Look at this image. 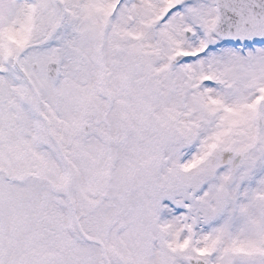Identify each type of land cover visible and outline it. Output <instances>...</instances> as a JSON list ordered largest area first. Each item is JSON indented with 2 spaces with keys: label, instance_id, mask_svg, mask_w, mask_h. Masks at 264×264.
Wrapping results in <instances>:
<instances>
[{
  "label": "snow or ice",
  "instance_id": "obj_1",
  "mask_svg": "<svg viewBox=\"0 0 264 264\" xmlns=\"http://www.w3.org/2000/svg\"><path fill=\"white\" fill-rule=\"evenodd\" d=\"M0 264H264V0H0Z\"/></svg>",
  "mask_w": 264,
  "mask_h": 264
}]
</instances>
